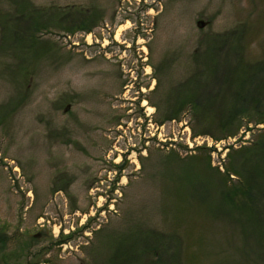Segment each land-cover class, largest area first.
Segmentation results:
<instances>
[{"label": "rangeland", "instance_id": "1", "mask_svg": "<svg viewBox=\"0 0 264 264\" xmlns=\"http://www.w3.org/2000/svg\"><path fill=\"white\" fill-rule=\"evenodd\" d=\"M0 229V264H264V0H0Z\"/></svg>", "mask_w": 264, "mask_h": 264}, {"label": "trees", "instance_id": "2", "mask_svg": "<svg viewBox=\"0 0 264 264\" xmlns=\"http://www.w3.org/2000/svg\"><path fill=\"white\" fill-rule=\"evenodd\" d=\"M21 14H23V16L26 17V13L25 12L24 13H21ZM24 37L25 36H23V38ZM32 40H33V36L30 35V34H28L27 35V38L25 39L26 42L25 41L24 42L27 43L28 41H32ZM224 60H225V57L224 56H223V60H222V57L221 56L218 57V69H220L221 67L222 68H221V70H216L215 73H214V76L216 77V80H218V78H220L221 85H228V84L231 83L232 71H231V69H228V66H226V65L223 64L224 63ZM222 65H224L226 67H223ZM237 85H238V88H237L236 92H238L242 87H243V89L246 87L245 85H242V83L241 84H237ZM186 88H187V86H186ZM198 88H199V86L196 85V83H194L188 89H192L194 91H197ZM244 93L245 92L242 90V96L241 97H244V99L242 100L243 106H241V108L239 107L240 109L238 108L235 111H230L228 113V115L225 117L226 118L225 121L224 120L222 121V118L219 119L220 120V124H219L220 130L223 131L224 133L235 134V132L238 129V123L241 120V117L245 114L244 112L245 111H248V109L250 111V108H249L250 103L251 102H254L255 99L258 98V97L256 98V94L253 95L255 92L254 93L253 92H250L251 95L248 93V96H247L246 93L245 94ZM198 95H199V93L197 94V97H196V96H192L191 94H188L187 93L186 96H185L187 98H185V101L184 102H185V104L186 103H189L192 110L205 108V103L207 104L209 102L208 99H201L200 97H198ZM237 102H239V101H237ZM210 105H212V104L210 103ZM254 109L257 111V107H254ZM179 118H180V110H179L178 113H176L174 115L164 116L163 119L160 121V123H164L165 121L179 119ZM226 128H230V129H227V130L224 131V129H226ZM231 156H232L231 153L228 154V156H227L228 159L231 158ZM254 164H256V167L254 166V169H255L254 172H255L256 171V168L259 165L257 164L256 161H255ZM231 170H234L233 167L231 168ZM227 172L229 173V170L228 169H227V171L225 173H227ZM231 172L233 173V171H231ZM225 173H223L222 174V177L220 178V182L223 185V187H221V191H220L222 194H220V195H222L224 197V200L228 204L233 205V206L236 205V197L237 196H239V195H245V197L250 202H247L246 203V206L243 207L242 209H240V211H242L243 213H251V212H254L255 213V211H252L251 209H253L254 203H257L259 200L257 199V196L254 195V193H253V189H252L253 187L250 188V186H248V187L245 188V186L244 187L243 186L242 187L234 186L233 189H231V188L230 189H227L229 174H227V176H226ZM261 175H262L261 172H259V175H258V171H256V173H252V175H251L252 176V180L253 181L256 180L257 177L259 178V176H261ZM256 183H257V180H256ZM261 188L262 187H260V189ZM244 189H246L248 191H244ZM206 201L210 202V200H205L203 203H206ZM212 208H213V205H212ZM210 210H212V209L210 208ZM0 231H1V229H0ZM155 264H160V262L155 263Z\"/></svg>", "mask_w": 264, "mask_h": 264}, {"label": "water", "instance_id": "3", "mask_svg": "<svg viewBox=\"0 0 264 264\" xmlns=\"http://www.w3.org/2000/svg\"><path fill=\"white\" fill-rule=\"evenodd\" d=\"M198 26L203 28L204 27V23H198Z\"/></svg>", "mask_w": 264, "mask_h": 264}, {"label": "bare ground", "instance_id": "4", "mask_svg": "<svg viewBox=\"0 0 264 264\" xmlns=\"http://www.w3.org/2000/svg\"><path fill=\"white\" fill-rule=\"evenodd\" d=\"M122 30V27L118 30V33Z\"/></svg>", "mask_w": 264, "mask_h": 264}]
</instances>
